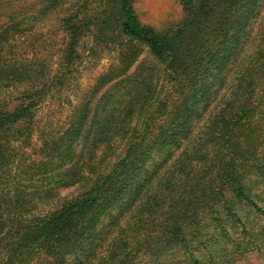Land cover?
I'll return each mask as SVG.
<instances>
[{"label": "rangeland", "instance_id": "374dc122", "mask_svg": "<svg viewBox=\"0 0 264 264\" xmlns=\"http://www.w3.org/2000/svg\"><path fill=\"white\" fill-rule=\"evenodd\" d=\"M104 1L0 0L3 59L53 82L33 110L30 131L18 135L16 123L2 134L20 166L13 188L0 179V264H15L5 253L9 227L12 232L37 221L89 189L128 149L132 160L141 157L132 182L102 215L96 240L88 251L84 245L86 254L78 259L85 264H106L109 256V264H264V215L221 178L223 124L242 100L235 94L236 72L254 50L264 0H257L238 52L194 99L170 80L147 46L119 35L114 24L103 42L95 40L97 32L80 36L72 63L60 65L68 40L62 18L77 12L92 22ZM132 6L139 22L157 31L177 26L183 17L180 0H132ZM16 95L15 88L0 90L6 100ZM163 130L172 133L170 140L158 138ZM236 140L264 163V111L241 127ZM241 171V185L264 209V177L250 159ZM223 194L230 209L216 198ZM173 227L187 248L167 233ZM121 239L128 247L120 248L118 259L113 249ZM75 256L58 264H71ZM54 262L40 252L26 264Z\"/></svg>", "mask_w": 264, "mask_h": 264}, {"label": "trees", "instance_id": "16d2710c", "mask_svg": "<svg viewBox=\"0 0 264 264\" xmlns=\"http://www.w3.org/2000/svg\"><path fill=\"white\" fill-rule=\"evenodd\" d=\"M183 17L175 27L157 31L143 25L137 19L132 0H105L101 12L89 21L73 12L62 18V28L67 34V43L60 65L68 67L76 56V45L80 36L87 32L94 35L98 43L108 39L107 30L114 24L118 34L129 41L147 46L150 53L160 60L183 94L191 99L201 94L209 78L219 72L220 65L231 60L241 47L242 36L247 26L255 18L257 0H180ZM92 24V25H91ZM5 40L0 36V42ZM241 61V60H240ZM240 65V62L238 66ZM27 67L18 68L11 60L3 59L0 46V90L15 88L18 95L9 99L0 96V179L8 190L16 185L19 173V157L9 152L8 141L2 135L14 124L18 135L30 131L33 110L45 98L53 82L39 79ZM238 84L235 94L242 100L235 105L233 113L223 124V159L221 175L223 186H227L235 196L246 201L256 211L264 215V209L245 191L240 181L243 177L241 167L246 159L256 165L257 172L264 177V163L240 146L236 137L241 127L264 111V18L259 22L256 44L253 52L239 66L236 72ZM32 81V82H31ZM148 124H145V130ZM146 136L144 131L143 138ZM172 133L163 130L159 139H171ZM164 143H160L162 146ZM145 154L146 150L143 151ZM141 157L131 159L130 149L119 158L112 169L98 175L94 184L74 197L66 199L48 215L28 225L18 226L10 231L5 253L12 256L15 264H26L40 252L55 259V264L69 254H75L71 264H85L86 259L78 255L86 254L84 245L94 243V231L102 215L115 204L127 190L139 166ZM46 166L42 164L38 169ZM54 165H48L51 169ZM7 190V191H8ZM224 191V189H223ZM216 198L229 207L228 201L220 195ZM173 240L187 248L178 228L167 232ZM128 247L125 239L114 245V255L119 256L120 248ZM92 247L89 245V248ZM110 252V251H109ZM91 253H96L92 251ZM190 259L196 263L193 254ZM110 256L106 264H109ZM119 259V258H118ZM122 264V261H120Z\"/></svg>", "mask_w": 264, "mask_h": 264}]
</instances>
